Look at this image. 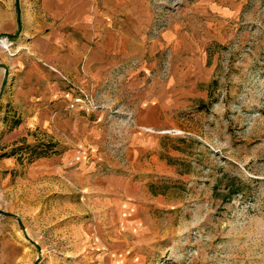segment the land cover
Listing matches in <instances>:
<instances>
[{"label":"rangeland","instance_id":"374dc122","mask_svg":"<svg viewBox=\"0 0 264 264\" xmlns=\"http://www.w3.org/2000/svg\"><path fill=\"white\" fill-rule=\"evenodd\" d=\"M0 0V264H264V0Z\"/></svg>","mask_w":264,"mask_h":264},{"label":"water","instance_id":"95a60500","mask_svg":"<svg viewBox=\"0 0 264 264\" xmlns=\"http://www.w3.org/2000/svg\"><path fill=\"white\" fill-rule=\"evenodd\" d=\"M15 6H16V23L17 27H19V16H18V8H17V1L15 0Z\"/></svg>","mask_w":264,"mask_h":264}]
</instances>
